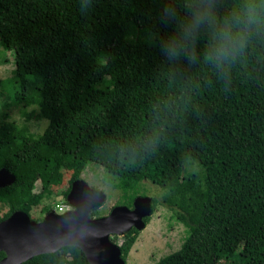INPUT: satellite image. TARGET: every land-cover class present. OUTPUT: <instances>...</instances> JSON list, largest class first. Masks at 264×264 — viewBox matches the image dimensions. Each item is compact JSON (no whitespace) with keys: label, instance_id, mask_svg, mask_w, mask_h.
Returning <instances> with one entry per match:
<instances>
[{"label":"trees","instance_id":"1","mask_svg":"<svg viewBox=\"0 0 264 264\" xmlns=\"http://www.w3.org/2000/svg\"><path fill=\"white\" fill-rule=\"evenodd\" d=\"M0 41L16 82L3 106L48 120L37 136L0 121L9 214L30 216L63 168L66 197L93 162L125 193L158 185L189 229L155 264H264V0H0ZM187 163L203 173L184 177ZM21 264L89 263L66 245Z\"/></svg>","mask_w":264,"mask_h":264},{"label":"water","instance_id":"2","mask_svg":"<svg viewBox=\"0 0 264 264\" xmlns=\"http://www.w3.org/2000/svg\"><path fill=\"white\" fill-rule=\"evenodd\" d=\"M14 180L12 173L0 169V188ZM105 197L102 190L76 179L67 194L72 210H51L42 221L31 219L24 211L12 212L0 221V251L5 253L0 264H21L66 245L80 248L89 264H125L120 245L111 236H123L131 228L144 229V219L152 214L151 198L137 196L132 207L117 205L108 215L92 218L91 210L100 207Z\"/></svg>","mask_w":264,"mask_h":264},{"label":"rangeland","instance_id":"3","mask_svg":"<svg viewBox=\"0 0 264 264\" xmlns=\"http://www.w3.org/2000/svg\"><path fill=\"white\" fill-rule=\"evenodd\" d=\"M137 40L147 41L148 37H136ZM97 53L91 51L89 58L95 60ZM14 53L12 48L7 44L0 41V121H12L17 125H26L29 132L33 136L41 134L48 124V120L41 118L26 119V114L30 112H38L36 105L25 107L23 105H13L8 108L3 106L4 103L9 101L8 94L11 93L16 86L14 81ZM6 115V116H5ZM191 173L201 175L203 168L195 163H187L183 166V176L187 177ZM63 178L60 184L52 185L50 187L51 193L46 194L42 201L30 212V218L36 221H42L47 212L44 207H50L51 210H58L57 206L67 205L70 206L69 210L73 207L68 203L67 196L65 197V190L69 186V178L71 171L62 169ZM82 179L93 188L102 190L105 193L104 203L93 210H91V217H101L108 215L112 208L117 205H125L124 202L128 197L133 195L147 196L155 199L157 204L148 217L146 226L142 230H138L135 242L129 249L125 264H155L164 256L178 250L187 236L189 229L181 223L175 211L162 202L163 189L158 185L152 183L148 179L139 181L134 190L124 192L116 187L117 180L113 178L105 169L96 163L89 162L85 171L82 173ZM40 182H34V190L40 189ZM134 200V199H133ZM133 204V202H132ZM50 210V211H51ZM8 207L0 202V221L9 216ZM111 239L121 245L124 241V235H112ZM227 264H238L236 259H233Z\"/></svg>","mask_w":264,"mask_h":264},{"label":"built area","instance_id":"4","mask_svg":"<svg viewBox=\"0 0 264 264\" xmlns=\"http://www.w3.org/2000/svg\"><path fill=\"white\" fill-rule=\"evenodd\" d=\"M59 209L58 210H55V212L56 213H63V212H65V211H67V210H69V208H70V206H67V205H65V206H63V205H59V206H57Z\"/></svg>","mask_w":264,"mask_h":264}]
</instances>
